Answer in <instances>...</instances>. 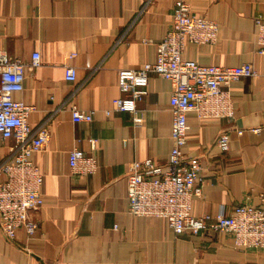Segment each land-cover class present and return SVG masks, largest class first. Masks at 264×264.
Segmentation results:
<instances>
[{
	"label": "crops",
	"instance_id": "1",
	"mask_svg": "<svg viewBox=\"0 0 264 264\" xmlns=\"http://www.w3.org/2000/svg\"><path fill=\"white\" fill-rule=\"evenodd\" d=\"M191 11L216 19L213 45L188 44L184 56L223 66L250 61L257 73L230 85L232 121L197 118L187 112L186 156L204 166L202 195L194 215L231 212L238 203L264 206V55L256 51L254 17L264 0H188ZM174 0H0V49L28 62L24 89L16 99L33 104L29 123L46 120L50 141L32 153L44 175L43 203L30 212L38 229L7 239L0 230V264H264V248L236 246L225 231L176 235L166 218L126 209L125 175L133 160L151 158L165 167L171 147V81L150 73L136 111L115 108L117 72L156 59V43L172 21ZM69 53H74L68 58ZM65 63L76 68L65 79ZM93 111L90 121H73L70 106ZM259 127V131H252ZM222 128L230 147L215 138ZM237 129H242L241 134ZM95 139L98 170L73 176L69 151H90ZM12 140L0 143V161ZM0 173V179H4Z\"/></svg>",
	"mask_w": 264,
	"mask_h": 264
},
{
	"label": "built area",
	"instance_id": "2",
	"mask_svg": "<svg viewBox=\"0 0 264 264\" xmlns=\"http://www.w3.org/2000/svg\"><path fill=\"white\" fill-rule=\"evenodd\" d=\"M172 21L163 38L156 43V59L137 68H122L117 72V86L123 96L115 100V108L136 111V101L147 92L150 73L171 81L169 110L171 112V147L165 167L151 158L130 162L125 175L126 209L133 215L166 218L174 234L225 231L231 234L236 246L264 248V206L249 202L236 204L231 212L194 215L192 199L202 195L204 166L199 155L186 156L182 150L187 142V112L194 110L197 118L217 117L232 121L234 101L230 93L232 82L241 77L254 76L257 71L250 61L238 65L223 66L201 64L184 56L188 44L213 45L218 35L216 19L191 11L188 0H174ZM256 51L264 55V14L254 17ZM74 53L67 56L71 58ZM40 63L39 52L32 53L28 62L10 58L0 49V143L12 140L10 155L0 161V230L7 239L15 238L17 229L25 230L31 237L38 223L30 212L43 203L44 175L32 160L33 152L42 150L50 141L46 120L33 127L29 123L33 104L13 97L24 89L26 68ZM64 76L75 80L76 68L65 63ZM73 121H90L93 111L70 106ZM259 127L251 130L258 132ZM242 129H237L241 134ZM91 149L84 151L72 147L69 151V167L75 177L95 173L99 161L95 153L96 143L90 138ZM214 143L221 149L230 146L227 128L218 132ZM260 195L264 198V192Z\"/></svg>",
	"mask_w": 264,
	"mask_h": 264
}]
</instances>
